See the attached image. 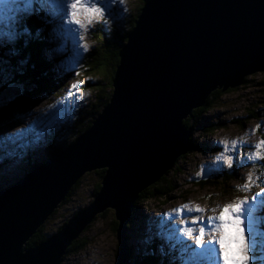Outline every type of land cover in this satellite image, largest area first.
<instances>
[{"label":"water","instance_id":"water-1","mask_svg":"<svg viewBox=\"0 0 264 264\" xmlns=\"http://www.w3.org/2000/svg\"><path fill=\"white\" fill-rule=\"evenodd\" d=\"M118 56L109 101L91 126L0 191V264H62L109 209L116 262L128 264L124 231L137 195L192 150L183 122L212 93L264 73V0H145ZM100 170L93 202L28 248L80 178Z\"/></svg>","mask_w":264,"mask_h":264},{"label":"rangeland","instance_id":"rangeland-1","mask_svg":"<svg viewBox=\"0 0 264 264\" xmlns=\"http://www.w3.org/2000/svg\"><path fill=\"white\" fill-rule=\"evenodd\" d=\"M139 1L111 0L107 4L108 12L105 15L93 16L91 22L86 23L84 28H78L74 24L69 25L67 20L62 19L57 9L46 3L42 6L39 0L31 4L30 11L17 15L12 37L0 38V51H10L15 45L19 37L18 29L25 16L33 11V5L36 8L42 7L45 13H48L46 11L48 8L52 12L53 22L49 23L46 33L48 38L46 49L55 58L62 60L59 62L62 69H74L75 74L68 82L65 81L64 87L56 91L58 94L51 92L50 97L42 100L33 98L34 102L37 101L33 109L22 106V112L18 110L12 111L11 114L7 112L1 118L0 189H5L24 178L33 165L36 167L47 161L51 147L58 149L69 146L73 139L82 134L76 133L77 122L79 121L81 125L79 117H83L84 114L86 119L92 117V104L96 103L97 95L101 93L102 88L95 86L96 79L91 77L89 72H80V69L83 68L84 63L91 61L88 56L92 50H95L94 48L100 50L99 35H103L105 42L121 44L123 36L125 38L128 33L127 23L135 13ZM144 2L145 0H142L141 4ZM74 28H78V31H71ZM101 28H103L102 33L99 30ZM62 33L66 34V39L62 38ZM113 35L117 36L116 40ZM263 74L248 76L246 79L247 82L250 81L249 83L223 92L212 110L207 113L199 112V116L190 118L188 124H191L192 120L198 121L196 127L190 129L192 130L190 142L195 149L192 146V150L181 156L175 166L162 177L164 179L161 178L162 180L151 185L154 189L166 184L169 198L165 203L154 200L138 205L140 214L134 224L128 227L126 234L129 245H135L133 247L137 248L136 244L140 242L145 254H159L161 257H169L176 250L178 252L176 258L181 264L183 256L177 245L186 242L192 248L195 247V233L192 239L186 241L179 235L178 226L181 220H184L187 226L197 228L198 226L191 225V217L195 215L198 220L204 221L206 234L203 243H207L213 239L207 232V218L218 216L219 209L226 204L247 200L250 205L254 203L257 214L264 211V198L257 196L258 193H264V159L255 161L249 159L251 154L257 151L255 146L264 142V88L259 84L264 78ZM2 77L4 81L11 79L9 72H4ZM76 84L79 87L70 93V88ZM24 87L15 84L0 92V105H7L22 92L30 94L29 87ZM86 119L85 122L88 121ZM233 141L237 142L234 153L231 151ZM222 145H227L228 154L235 157L231 168L223 164ZM261 154L264 155V151ZM218 157H220L219 161ZM95 172L86 173L81 177L80 186L72 193L71 198L61 204L45 222L43 226L46 236L57 232L60 226L75 215L74 212L84 210L93 202L94 188L101 182ZM207 174L209 175L207 179L214 182L202 187L201 178ZM249 174L252 176L253 186L247 191L238 190L245 184ZM182 205H189L190 208L199 206L203 212L197 215L185 210L179 218L175 215L165 218L164 214L172 213ZM135 215L133 214L130 222L134 220ZM243 218L247 220V216ZM114 222L116 223L114 213L110 209L104 212V215H98L80 234L81 240L86 243L85 248L77 254L65 256L62 264H117ZM257 223L258 231L255 239L248 241L250 264H264V229H262L264 227L260 221ZM162 232L171 235L173 244L170 245L166 239L161 238ZM153 238L160 242L161 247L166 248L161 250L162 253H159L161 247H155L156 243H152ZM259 246L263 248V254L261 249L258 250ZM172 257L169 258L171 260L175 258ZM204 264H221V262L217 256L204 261Z\"/></svg>","mask_w":264,"mask_h":264},{"label":"trees","instance_id":"trees-1","mask_svg":"<svg viewBox=\"0 0 264 264\" xmlns=\"http://www.w3.org/2000/svg\"><path fill=\"white\" fill-rule=\"evenodd\" d=\"M140 0L138 3V7L131 15V18L129 19L127 23V32L129 33L133 25H135V21L139 17L141 13V9L144 6V4H141ZM42 13V11H40ZM40 14L39 17L33 15V16H25V20L22 22L21 26L18 29L19 37L16 41L15 45L11 47L10 51H0V92L4 91L6 88H9L12 85L19 84L22 87H29V93L22 92L17 97L15 96L12 101L8 102L7 105L2 106L0 105V120L1 118L7 114H11L13 111H19L23 109L22 106H28L29 108L35 105V102L33 98H42L47 99L51 92H54V94H58L56 91L60 90L62 87H64L65 81L68 82L71 77L75 74L74 69L70 70H64L61 68L60 63L62 60H58L55 58L50 51L46 49L47 45V30L48 27L46 26L43 15ZM102 33L103 28L99 29ZM30 33V36H29ZM28 35V36H27ZM102 35V34H101ZM27 36V37H26ZM98 36V35H97ZM116 40V35H113ZM98 40H100V50H96L98 48H94L95 50H92V52L89 54L88 59L90 62L84 63V67L80 69V72L87 71L88 74L91 75V77H94L96 80L94 81V84H97L95 86H99L102 88L101 93L97 95L96 103L92 104V119H86L85 115L82 117L80 116L79 120L76 124V133H84L92 124L95 117L99 115L101 110L107 105L111 91H112V85L111 81L115 72V69L119 62V49L120 45H123L126 42V37L121 41V44L118 45L117 42L115 44H110L108 42L103 41V35L98 36ZM103 41V42H102ZM67 49V48H66ZM4 55V56H3ZM4 72H9L11 75V79H8L4 81L2 75ZM6 74V73H5ZM264 77V74H263ZM248 79H245V83ZM3 82V83H2ZM248 81L247 83H249ZM260 86L264 88V78L260 81ZM259 86V85H258ZM24 87V88H25ZM222 91H216L212 93L207 101L206 105L202 108L198 109L197 111L194 110L192 114L183 122V125L186 129H194L196 127V124H198V121L192 120L191 124H188L190 118H193L194 116H199V112L207 113L208 111L212 110L214 108V105L217 103V100L220 99L222 96ZM40 96V97H38ZM50 97V96H49ZM91 112V109H90ZM83 115V113L81 114ZM195 117V118H196ZM85 119L87 122H85ZM194 121V122H193ZM195 126V127H194ZM200 130H202V127H200ZM60 134V132L58 133ZM52 137V136H51ZM52 140V139H49ZM75 139H73L71 142H74ZM59 141H56V143ZM48 145V144H47ZM59 145V144H58ZM49 146V145H48ZM193 146V145H192ZM195 149V146H193ZM54 147L50 148V153L48 154V159L56 154L58 151L57 149H53ZM181 158V157H180ZM179 159V158H178ZM177 162V161H176ZM176 164V163H175ZM174 164V166H175ZM35 165H33L31 169H33ZM29 170V171H30ZM95 175L98 176L100 179H102L104 175V171L100 170L95 172ZM164 179V178H162ZM161 179V180H162ZM214 181L211 180H205L203 183H201L202 187L205 185H210ZM80 186V181H78L73 188L70 190L69 194L65 198L62 204H64L69 197L72 195L74 191L77 190V188ZM163 187H156L151 188V186L143 189L138 195L137 198L133 204V212L131 213V217L133 214H136L131 222L129 221L126 226L124 233L125 238V251L127 254V261L128 264H180V261L178 260L177 255L178 252L175 250V252L171 255L173 256L170 259L169 257H161V255H147L145 252H143L144 249H141V243L139 242L136 247H133L135 245H129L128 239L126 240V234L128 231V227L132 224H134V221L137 220L138 215L140 214V209L138 207L139 204H145L148 202H153L154 200H161V202H166L168 200V194L166 184L162 185ZM100 189V183L94 188V192L92 194L93 197L98 193ZM2 190V189H0ZM71 198V197H70ZM160 202V203H161ZM78 211V210H77ZM107 212V211H106ZM74 214H76L74 212ZM104 215V213H103ZM260 219V221L263 224L264 227V211H261L259 214H257ZM130 217V219H131ZM115 223V222H114ZM116 231L117 229V222L114 224ZM63 227L60 226L58 228L61 229ZM264 229V228H262ZM47 234L45 233L44 226H42L38 232L28 241L27 247L33 248L40 243H43L47 239ZM147 243V242H146ZM152 243H156L155 247H159L160 242L156 239H152ZM86 243L81 240L79 237L77 240H75L67 249V255H73L77 254L78 252L82 251L85 248ZM161 247V246H160ZM260 247V246H259ZM166 248L161 247L159 253H162L161 250H165ZM263 254V248L260 247L258 250ZM142 250V251H141ZM155 250V248H154ZM66 255V256H67ZM176 259V260H175Z\"/></svg>","mask_w":264,"mask_h":264},{"label":"snow or ice","instance_id":"snow-or-ice-1","mask_svg":"<svg viewBox=\"0 0 264 264\" xmlns=\"http://www.w3.org/2000/svg\"><path fill=\"white\" fill-rule=\"evenodd\" d=\"M33 2L35 0H0V38L4 36L12 37L17 15L21 12L30 11ZM110 2L111 0H103V3H101V0H41V3L49 4L62 13V19L67 20L69 25L74 24L78 28H84L85 24L91 22V18L97 14L105 15L108 12L107 4ZM22 5L23 7H21ZM78 28L71 29V31L76 32ZM61 35L62 38H67L66 34L62 33ZM78 87V84L73 85L70 88V93ZM222 147L224 149L222 154L223 164L231 168L235 157L228 154L227 145H222ZM255 147L257 151L252 153L249 159L253 161L264 159V155L261 154L264 151V142L257 144ZM236 149L237 142L233 141L231 151L234 153ZM217 159L219 161L220 157ZM252 186V176L249 174L245 184L238 190L247 191ZM257 196L264 198V193H258ZM255 200L256 198H254ZM185 210L197 215L203 212L199 206L190 208L189 205H182L174 209L172 213L164 215L165 218L170 215L179 218ZM244 216H247V220L243 218ZM259 219L254 203L250 205L247 200H239L226 204L219 209L218 216L207 218V232L213 237L207 243H203L206 234V228L203 226L204 221L198 220L195 215L192 216L190 223L193 226H198L197 228L189 227L184 220H181L178 232L185 241L192 239L195 233L194 248L187 245L186 242L177 245L183 256L181 264H204V261L210 258L214 259L217 256L221 264H250L248 241L249 239H255ZM161 238L166 239L170 245L173 244L171 235L162 232Z\"/></svg>","mask_w":264,"mask_h":264},{"label":"bare ground","instance_id":"bare-ground-1","mask_svg":"<svg viewBox=\"0 0 264 264\" xmlns=\"http://www.w3.org/2000/svg\"><path fill=\"white\" fill-rule=\"evenodd\" d=\"M59 15H62V14L60 13ZM191 144H192V143H191ZM178 228H179V226H178ZM124 233H125V231H124ZM124 241H125V238H124Z\"/></svg>","mask_w":264,"mask_h":264},{"label":"clouds","instance_id":"clouds-1","mask_svg":"<svg viewBox=\"0 0 264 264\" xmlns=\"http://www.w3.org/2000/svg\"><path fill=\"white\" fill-rule=\"evenodd\" d=\"M122 2H123V0H122ZM98 11V10H97Z\"/></svg>","mask_w":264,"mask_h":264}]
</instances>
